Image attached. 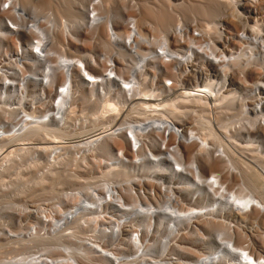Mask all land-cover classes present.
<instances>
[{
  "label": "rangeland",
  "instance_id": "374dc122",
  "mask_svg": "<svg viewBox=\"0 0 264 264\" xmlns=\"http://www.w3.org/2000/svg\"><path fill=\"white\" fill-rule=\"evenodd\" d=\"M44 1L21 0V13L33 20L41 21L47 17L55 28L57 48L65 47L67 31L75 36L86 24L84 48L99 53V66L104 54L114 47L110 34L112 27L117 29L119 36L129 35L124 26L128 17H137L134 21L136 27L143 37L149 36L151 44L136 46L133 52L124 47L119 50L120 67L114 74L133 82L132 95L117 82L105 81V97H99L87 108L82 123L77 121L75 101V108L69 113L70 127L56 121L46 124L49 128L67 130L66 138L91 132L101 125V122L95 121L93 113L106 99H115L126 108L121 119L123 134L105 136L78 147L104 153H111L112 148L119 147L125 155L121 157L124 161L107 165L104 157L94 156L89 160L87 170H79L75 161L71 171L59 173L56 170L52 174H44L36 170L30 155L21 156V152H15L4 157L1 155L4 148L0 147V200H7L0 201V219L5 212H15L12 208L21 206V198L50 196L65 186L87 183L102 175L114 182L112 191L117 192L125 204H132L129 214L147 226L150 221L157 223L158 230L152 235H144L146 241L149 239L144 248H131L128 253L138 254L136 262L200 264L203 258L211 256L214 259L210 264H235V261L217 254L220 247L215 239L219 233L232 243L236 236L244 235L245 257L251 254L264 262V196L256 188L257 183L251 181L253 170L259 175L264 173V8L256 11L254 8H241L248 13H257L245 21L235 8H231L232 0H52L47 5ZM208 8L214 12H208ZM99 15L105 18L102 25L96 22ZM179 25L185 30L183 41L177 34ZM196 25L218 48L225 43L228 30L232 34L230 44L227 43L230 47L228 52L211 59L195 58L199 46L194 47L191 43L189 31ZM240 29L250 40L237 42ZM158 43L164 50L180 53L182 58L166 54V59L160 58ZM16 45L14 41H0L1 56L20 54ZM55 52L59 62L63 55L57 50ZM127 52L130 57L125 55ZM221 58L222 61L219 60ZM107 72L105 68L101 75ZM207 72L214 75L215 81H206ZM170 79L176 81L173 88L165 86V80ZM219 84L222 85L220 88ZM196 87L212 89L213 105L204 96L181 93L183 89ZM111 88H117L118 93L108 94ZM44 89L48 92L46 87ZM144 92L159 99V106L148 108L143 102L154 101L133 100L134 96ZM32 94L27 96L32 97ZM79 94L81 97L78 100L84 102V94ZM30 104L31 107L23 104L24 111L43 114L49 110L39 113V110L33 109L34 103ZM2 106L0 99V113H3ZM126 114L129 115L125 117ZM113 117L107 119L106 124H110ZM164 118L171 119L177 126H185L181 128L187 137L189 133H194L193 129H198L196 132L201 144L197 142V151L193 155L184 153L181 157H174L185 169L177 165L174 169L172 162L165 158L166 152L158 153L154 159L146 152L144 144L147 143L150 149L155 148L159 138L165 135L163 128L154 130L148 127L140 132L138 142L143 144L144 151L137 152L136 156L132 155V146L127 145L131 134H126L129 125L158 122ZM0 125L9 131L17 126L4 124L2 118ZM27 131H22L21 138L25 139L22 141L40 142L50 138L45 134L30 136ZM105 143L109 144V150L103 148ZM203 145L210 146L211 150L205 151ZM206 178L218 182L224 179L226 183L222 189L210 187L203 185L202 181ZM62 195L57 193V198ZM229 196L239 200L241 205L236 207L222 200ZM175 199L178 202H172L173 207L183 209L182 204L186 211L195 209L193 215L186 216L189 219H185L178 230L171 228L172 223L164 213L154 215L148 211L151 206L160 209L169 200ZM236 213L244 216V220L237 222L233 219ZM0 240L7 244L3 254L9 257L17 254L11 249L12 241ZM241 259L244 260L242 256Z\"/></svg>",
  "mask_w": 264,
  "mask_h": 264
},
{
  "label": "built area",
  "instance_id": "2783aa9c",
  "mask_svg": "<svg viewBox=\"0 0 264 264\" xmlns=\"http://www.w3.org/2000/svg\"><path fill=\"white\" fill-rule=\"evenodd\" d=\"M231 8H235V12L240 13L243 20L248 21L257 13H248L242 11L241 8L259 10L264 8V0H232ZM136 18L128 17L127 23L124 24L130 35L119 36L117 29L111 26L110 34L114 47L111 52L104 54L99 66V53L84 48L83 37L87 31L86 24L75 36L67 31L64 37L65 47L57 48L54 40L55 28L47 17L41 21L33 20L21 13L20 0H0V41H14L20 51V54L5 56L0 60L1 63H6L3 69L0 63L3 123L21 125V131H23L28 121L22 102L24 98H27L28 92L34 93L33 99L36 100V109L40 111L39 113L56 107L64 99L68 103V108H72L76 101L77 121L82 123L87 108L99 97H105L103 89L105 81L100 75L106 68L107 71H112L111 79L114 77L115 71L120 67V48L124 47L128 52H133L136 46L151 44L149 36L143 37L140 34L134 22ZM184 33L185 30L179 25L177 34L181 41H183ZM227 33L229 35L225 43L218 48L203 35L198 25L193 27L189 31L192 37L190 38L191 43L194 47L199 46L195 58L211 59L212 56L218 57L226 54L230 48L228 47L230 35L232 37L228 30L225 35ZM245 38V32L240 29L237 42L241 43L245 41ZM158 46V55L164 59L165 50L160 47L159 43ZM55 50L63 55L60 63ZM128 52L125 55L129 56ZM180 52H184L183 49ZM192 58H194L193 55ZM205 78L206 81L209 79L215 81L211 72H207ZM175 85V80H165L167 88H173ZM42 86L47 88L48 93L42 89ZM220 86L222 85L219 84V88ZM222 91L223 87H221ZM80 92L84 94V102L78 100L81 97ZM109 93L116 95L117 88H111ZM54 94L59 95L55 100H53ZM20 97L21 107L15 102ZM150 117L159 116L151 115ZM164 121L165 125L161 128L166 130L165 136L156 142L155 148L150 149L145 143L146 152L150 156L167 152L170 157L176 158L183 156L184 153L194 154L198 148L197 142L201 144L196 132L198 129H193L194 133H189L187 137L185 130L181 128L185 126L178 123L180 126L178 128L179 126L169 118H164ZM43 123H50V120L44 118ZM1 129L0 136H3ZM52 144L49 150L40 149L35 152L21 150V156L30 155L36 170L44 174H52L56 170L59 173L71 171L75 161L79 170H87L90 167L89 160L94 156L104 157L107 165L124 161L121 157H125L119 147L112 148L111 153H104L78 146L64 148L56 142ZM128 144L133 147L131 151L133 156L141 150L144 151L132 135L127 139ZM202 147L205 151L211 150L208 145ZM4 156H7L5 151ZM113 183L111 179L98 175L93 181L65 186L50 196L21 198V206L12 208L15 212H5L1 216L0 238L37 241L31 249L25 250L31 264H88L82 260L80 249L72 245L76 237L79 238L78 245L81 251L91 250L94 260L99 256L103 257L105 252H108L109 261L105 264H149L140 261L137 263L131 255L125 256L119 262L120 257H114V253L127 255L131 248L141 250L149 239L147 241L143 239L146 229L142 222L136 220L133 223L131 218H124L125 209L120 207L119 200L112 194ZM57 193L64 196L57 198ZM180 206L183 209L185 207L182 204ZM152 233L153 226L149 231L150 235ZM124 238L127 244H123ZM139 259L143 260L142 257Z\"/></svg>",
  "mask_w": 264,
  "mask_h": 264
},
{
  "label": "bare ground",
  "instance_id": "6f19581e",
  "mask_svg": "<svg viewBox=\"0 0 264 264\" xmlns=\"http://www.w3.org/2000/svg\"><path fill=\"white\" fill-rule=\"evenodd\" d=\"M51 2H52V0H45L44 4L47 5ZM208 12L213 13L214 10L212 8H208ZM104 21H105V18L103 16H100V15L96 16L97 25H102L104 23ZM245 36H246L245 40H250V37L246 33H245ZM16 47H19V46L16 45ZM14 53H17V52L14 51ZM165 54L167 56L182 58V55L180 53L170 52L168 49H165ZM2 55H4V54H2ZM5 56H7V55H5ZM2 58H3V56H1V54H0V60ZM61 60H59V63L61 62ZM219 60L222 61V58ZM0 63H1V61H0ZM1 64H2L1 69H3V67L6 65V63H1ZM100 76L104 81L117 82L125 91H129L131 95L133 94L134 89H133V82L131 80H127V79L122 78L121 76H118L115 74H114V77L111 79L110 71H108L104 75H100ZM44 87L45 86H42V89L46 92ZM182 89L183 88H181L180 90H182ZM32 90H33V88H32ZM28 93H27V95H28ZM46 93H48V92H46ZM181 93H184V94L189 95V96H199V95L204 96L205 98H207V101L210 102L211 104H212L211 100L214 97L213 91L210 87H196V88H190V89H183L181 91ZM33 96H34L33 94H32V97L27 96V98H24L22 103L23 104L26 103L27 107H31L30 103L32 102V103H34V106H35L34 108H36L37 107L36 100L33 99ZM53 96H54L53 100H55L56 98L59 97L58 94H54ZM134 99H143V100L154 101V102H146V101L143 102L148 108H150L151 106H154V107L159 106V102H157L159 99H157L155 96L154 97L147 96L146 92L142 93L140 96H134L133 100ZM15 102L21 107V97L18 98V100ZM23 104H22V106L24 108ZM74 108L75 107H73V106H72V108H68V103H67L66 99H64L63 101L58 103V105L56 107H52V109H49L47 112H45L43 114H38L34 111H32V112L24 111L25 117L28 121V123L25 124V126H24L25 127L23 129L24 133L28 130L30 136L31 135H43V134H45L46 137H50L49 139H44L43 141H40V142L22 141L25 139L21 138V136L23 135L22 131H21V125H17L14 129H12L10 131L6 130L3 127V125H0V128H2L1 130L3 131V136H0V147L4 148L2 150L1 155H4V151L7 152V156H8L10 153L12 155V153L21 152V150L27 151V152H30V151L35 152V151H38L40 149L41 150H49L51 148V146L53 145L52 143H54V142H56V144H59V145L61 144V146L64 148L82 146L84 144L92 143L94 141H99V140L103 139L105 136H111V135L119 134L121 132L123 134V131H124L122 129L123 120H121V119L125 115V109L126 108H123L115 99H112V98L106 99L97 108L95 113H93V118L95 119L96 122H101V123H99L101 125L91 132L84 133V134H81V135L75 136V137L66 138L65 135L66 136L68 135L67 130H62L59 127H50L49 128V127H46V124L43 123V119L46 118V119L50 120V123L56 121V122H61L63 125H66V127H70L72 123L69 120V118H71V114H69V113H72ZM2 114L3 113L1 112L0 118H2ZM112 115H114V117H113L111 123L106 124L107 119H110L112 117ZM127 115H129V114H126L125 117H127ZM50 123H48V124H50ZM164 125H165L164 119H163V121H158V122L157 121H152V122H148V123L138 122V123L129 125L128 129H126V134L129 136V134L131 133L130 135L134 136L136 138V142H138V137L140 136V134H141L140 132L143 129H146L148 127H153V128H155L154 130H156V129H160ZM162 131L166 132L165 129H163ZM60 138H64V139H60ZM163 139H165V138H163ZM17 140H19V141L17 142ZM7 141H9V143H4ZM138 143H140V142H138ZM140 144H141L140 147L141 146L143 147V144L142 143H140ZM13 145H16V146L12 147ZM103 148L106 150L107 149L109 150L110 146H109V144L105 143V144H103ZM154 157H155V155L152 156L151 158L154 159ZM165 157L168 161L172 162L174 169H175L176 165L180 166L181 169H185L183 164H181L179 161H177L174 157H170L167 152L165 153ZM214 165H215V167H217L218 163L215 162ZM253 171H254V173L252 175L251 181L254 182L255 184L257 183L256 188L264 196V173L262 175H259L257 171H255V170H253ZM202 182H203V185L210 186V187L211 186L212 187H219L220 189H222L223 184L226 183V181L224 179L218 182L216 179H211V178H206ZM112 192H113L114 197H116L117 200H119L120 207L125 209V211H123V212H125L123 215L124 218L129 217V218H131V221L134 223L136 221V218L133 217V215L128 213L131 211L130 206H132V204H130V206H128L127 204H125L126 202H124V200L120 198V195L117 192H115V191H112ZM222 200H224L228 203H231L236 207H239L241 205V202L237 199L232 198V196L223 198ZM172 202L177 203L178 200L177 199H175L173 201L169 200L168 203L165 204L163 207H160V209L154 208L151 206L148 208V211H150L154 215H156L158 213L159 214L164 213L166 215V219H168L172 223L171 228L178 230V229H180V225L183 223V221L188 218L186 216L194 213L195 209L191 210V211H186V210L181 209V208H176V207H173L171 205ZM253 205H254V203H253ZM195 212H198V211H195ZM153 217H155V216H153ZM243 217L244 216H242L239 213H236V214H234V216H232V218L235 219L237 222L243 221L244 220ZM151 226H153V232L158 230L157 223L150 221L149 226H147V224L145 225V229H146L145 234H149V231L151 230ZM235 238H236V240L232 243L231 241L225 240L221 236V233H219L215 239L216 242L219 244V247H220L217 254H219V256H221L223 258L235 261L234 262L235 264H264V262L262 261L261 258H259V259L253 258V256L251 254H248V256L245 257V253H244L245 247L243 246V240L245 239L244 235H239V236H236ZM75 239H76V241H73L72 245L76 246L77 249L78 248L80 249V256L84 262H86L88 264H105V263H108V261H109L108 252H105V255L103 257L99 256L98 258H96L94 260V259H92V256H91L92 255L91 250L81 251V247L78 245L79 238L76 237ZM143 239L145 240V238H143ZM6 240L13 242L11 244V249L14 250L17 254H15L14 256H11V257L7 256L6 254H3L5 246L7 244L4 243L2 240H0V264H31V260L29 258V255L25 254L26 253L25 250L31 249L37 243V241H35V240L21 241V238H7ZM39 241H41V240H39ZM122 241H124L123 244H127L126 238H124ZM105 251H106V249H105ZM128 255H131V257L135 258L138 254H136L134 256L132 254L117 255L114 253V257L115 256H116V258H117V256L120 257L118 259V262L122 261L123 258H125V256H128ZM241 256L244 258V260L241 259ZM213 259H214L213 257L207 256L200 261V264H210L213 261Z\"/></svg>",
  "mask_w": 264,
  "mask_h": 264
}]
</instances>
